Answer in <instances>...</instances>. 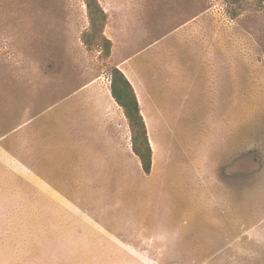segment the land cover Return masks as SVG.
<instances>
[{"label": "rangeland", "instance_id": "obj_1", "mask_svg": "<svg viewBox=\"0 0 264 264\" xmlns=\"http://www.w3.org/2000/svg\"><path fill=\"white\" fill-rule=\"evenodd\" d=\"M98 2L121 53L142 54L161 40L177 54L195 51L177 28L188 21L212 26L208 17H215L216 32L225 36L219 50L231 54L229 81L225 74L221 84L229 105L227 97L214 106L190 104L181 108L183 121L161 125L146 194L155 200L135 206L175 219L184 257L220 249V264H264V0ZM88 28L83 0H0V133L79 85L110 82L116 66L99 47L82 43ZM204 117L209 120L195 121ZM140 165L134 186L119 189V196L144 195ZM31 207L30 189L0 186V264H29Z\"/></svg>", "mask_w": 264, "mask_h": 264}, {"label": "crops", "instance_id": "obj_2", "mask_svg": "<svg viewBox=\"0 0 264 264\" xmlns=\"http://www.w3.org/2000/svg\"><path fill=\"white\" fill-rule=\"evenodd\" d=\"M208 19L212 26L188 21L177 28L178 35L195 49L184 54L171 52L168 45L160 44L162 40L142 54L116 52L108 21L104 27L112 41L109 58L132 85L152 150L143 196L134 191L118 195L119 189L134 186L136 162L140 161L132 149L128 120L103 77L79 85L0 133V186L12 192L22 188L31 192L29 264L220 261L216 257L220 249L184 257L180 248L183 232L175 219L170 223L165 215L137 212L136 207L155 200L146 194L156 169L152 140H159L161 125L183 121L181 108L190 104L214 106L227 97L229 105L230 94H225L221 84L225 74L229 81L231 54L219 50L224 32H216L214 16ZM182 59L190 63L183 64ZM192 62L203 68L192 69ZM85 204L96 206H73ZM122 205L125 212L119 210ZM21 264L27 263L21 260Z\"/></svg>", "mask_w": 264, "mask_h": 264}, {"label": "trees", "instance_id": "obj_3", "mask_svg": "<svg viewBox=\"0 0 264 264\" xmlns=\"http://www.w3.org/2000/svg\"><path fill=\"white\" fill-rule=\"evenodd\" d=\"M83 1L87 9L89 28L81 33V41L88 50L99 47L103 55L109 57L112 41L104 34L107 14L98 0ZM110 76L111 95L122 107L128 120L132 149L140 161L142 171L149 174L152 163V150L136 95L128 79L117 67L110 69Z\"/></svg>", "mask_w": 264, "mask_h": 264}]
</instances>
